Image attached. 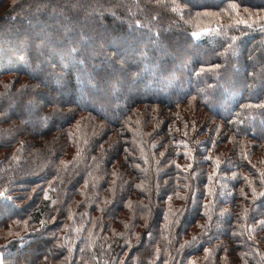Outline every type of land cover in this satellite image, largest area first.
Segmentation results:
<instances>
[{"label":"trees","instance_id":"16d2710c","mask_svg":"<svg viewBox=\"0 0 264 264\" xmlns=\"http://www.w3.org/2000/svg\"><path fill=\"white\" fill-rule=\"evenodd\" d=\"M0 193V264H264V0H0Z\"/></svg>","mask_w":264,"mask_h":264},{"label":"snow or ice","instance_id":"6c2138e0","mask_svg":"<svg viewBox=\"0 0 264 264\" xmlns=\"http://www.w3.org/2000/svg\"><path fill=\"white\" fill-rule=\"evenodd\" d=\"M245 23H246V21H245ZM195 35H197V36H198V35H199V33H195ZM2 195H3V193H0V196H2Z\"/></svg>","mask_w":264,"mask_h":264},{"label":"rangeland","instance_id":"374dc122","mask_svg":"<svg viewBox=\"0 0 264 264\" xmlns=\"http://www.w3.org/2000/svg\"><path fill=\"white\" fill-rule=\"evenodd\" d=\"M104 48V46H101V49H103ZM104 65H106V63H104Z\"/></svg>","mask_w":264,"mask_h":264}]
</instances>
